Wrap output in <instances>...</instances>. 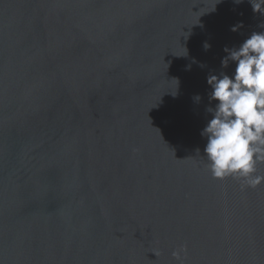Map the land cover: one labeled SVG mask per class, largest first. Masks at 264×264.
Returning a JSON list of instances; mask_svg holds the SVG:
<instances>
[{
	"label": "water",
	"instance_id": "obj_1",
	"mask_svg": "<svg viewBox=\"0 0 264 264\" xmlns=\"http://www.w3.org/2000/svg\"><path fill=\"white\" fill-rule=\"evenodd\" d=\"M253 31L249 0H0V264H264V184L200 158Z\"/></svg>",
	"mask_w": 264,
	"mask_h": 264
},
{
	"label": "clouds",
	"instance_id": "obj_2",
	"mask_svg": "<svg viewBox=\"0 0 264 264\" xmlns=\"http://www.w3.org/2000/svg\"><path fill=\"white\" fill-rule=\"evenodd\" d=\"M243 3V0H234ZM253 13L264 15V0H249ZM242 23L231 28L236 31ZM210 47L205 43L204 48ZM221 67L235 64L231 75L221 71L206 78L210 87L209 103L214 107L200 135L206 138L201 160L213 179L232 178L241 190L264 184V31H253L238 47H225ZM196 101L200 96L194 97ZM200 150L197 149L199 156ZM186 249L172 255L177 260Z\"/></svg>",
	"mask_w": 264,
	"mask_h": 264
}]
</instances>
